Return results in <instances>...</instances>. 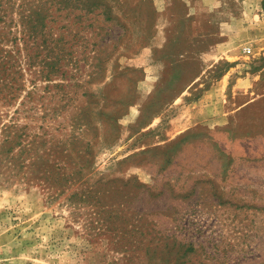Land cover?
<instances>
[{"label":"rangeland","instance_id":"1","mask_svg":"<svg viewBox=\"0 0 264 264\" xmlns=\"http://www.w3.org/2000/svg\"><path fill=\"white\" fill-rule=\"evenodd\" d=\"M263 9L0 0V127L74 171L0 169V264H264Z\"/></svg>","mask_w":264,"mask_h":264},{"label":"trees","instance_id":"2","mask_svg":"<svg viewBox=\"0 0 264 264\" xmlns=\"http://www.w3.org/2000/svg\"><path fill=\"white\" fill-rule=\"evenodd\" d=\"M33 13L36 12L32 11L27 15H21L26 20V24ZM23 128L24 126H19L14 120L4 123L0 127V169L4 170L2 172L4 179L8 181L17 178L19 182L25 184L42 181L48 187L57 190L70 184L74 171L67 172L69 169L65 160L59 158L62 152L59 154L60 156L54 154V147L52 145H49L50 147L43 146L45 139L39 136V143L45 149L38 156L34 155L35 139H30ZM48 143H51L50 139H48ZM38 148L39 146L36 151Z\"/></svg>","mask_w":264,"mask_h":264},{"label":"built area","instance_id":"3","mask_svg":"<svg viewBox=\"0 0 264 264\" xmlns=\"http://www.w3.org/2000/svg\"><path fill=\"white\" fill-rule=\"evenodd\" d=\"M243 51H244V53H248L249 49L248 48H244Z\"/></svg>","mask_w":264,"mask_h":264},{"label":"crops","instance_id":"4","mask_svg":"<svg viewBox=\"0 0 264 264\" xmlns=\"http://www.w3.org/2000/svg\"><path fill=\"white\" fill-rule=\"evenodd\" d=\"M211 92H213V91H211ZM209 93H210V92H209ZM209 93H208V94H209Z\"/></svg>","mask_w":264,"mask_h":264}]
</instances>
